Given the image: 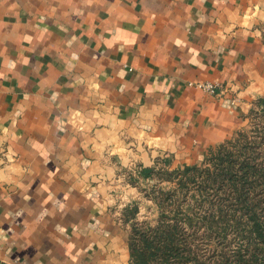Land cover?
<instances>
[{
	"label": "crops",
	"instance_id": "obj_1",
	"mask_svg": "<svg viewBox=\"0 0 264 264\" xmlns=\"http://www.w3.org/2000/svg\"><path fill=\"white\" fill-rule=\"evenodd\" d=\"M260 96L264 0H0V264H131L115 183L197 163Z\"/></svg>",
	"mask_w": 264,
	"mask_h": 264
},
{
	"label": "trees",
	"instance_id": "obj_2",
	"mask_svg": "<svg viewBox=\"0 0 264 264\" xmlns=\"http://www.w3.org/2000/svg\"><path fill=\"white\" fill-rule=\"evenodd\" d=\"M264 109V96L255 102ZM255 107L250 113H257ZM264 128V126H262ZM155 165L143 167L150 176ZM176 185L161 194H199L208 202L202 223L231 227L237 241H219L204 252L194 244L200 235L190 221L161 209L153 225L134 221L129 234L131 264H264V133L242 129L205 152L202 164H184L170 171ZM157 202L163 206V199ZM204 203V202H203ZM138 212L134 208L132 216ZM222 232V231H221Z\"/></svg>",
	"mask_w": 264,
	"mask_h": 264
},
{
	"label": "rangeland",
	"instance_id": "obj_3",
	"mask_svg": "<svg viewBox=\"0 0 264 264\" xmlns=\"http://www.w3.org/2000/svg\"><path fill=\"white\" fill-rule=\"evenodd\" d=\"M255 111L257 113H250L248 122L242 128L246 133H264L262 127L264 126V109L258 105ZM202 160L199 159L197 163L202 164ZM170 166L169 160L162 158L157 160L154 172L150 176L142 174L138 176L137 174V176L132 175L130 178L122 179L120 183L116 182L111 190L114 196L112 200L113 210L122 218L125 216L129 227L132 228L134 221H147L153 225L159 218L161 209H163L171 219L178 215L192 223L193 226L190 229L197 230L200 234L194 244L200 247L201 251L207 253L212 247H220L219 241L223 238H225L226 243L230 242L233 247L237 241V236L231 227L217 225L216 220L213 223L200 224L203 221L208 202L202 199L199 194L188 197L183 195L182 191L174 195L161 194V189H171L176 185L172 174H170L173 167ZM128 179L130 180L128 181ZM157 198L163 199V206L159 205ZM137 206L136 217L129 221L134 208Z\"/></svg>",
	"mask_w": 264,
	"mask_h": 264
},
{
	"label": "built area",
	"instance_id": "obj_4",
	"mask_svg": "<svg viewBox=\"0 0 264 264\" xmlns=\"http://www.w3.org/2000/svg\"><path fill=\"white\" fill-rule=\"evenodd\" d=\"M197 85L201 87L204 91L215 93L217 90L218 83L214 81H201ZM3 264H20L17 260H7Z\"/></svg>",
	"mask_w": 264,
	"mask_h": 264
}]
</instances>
